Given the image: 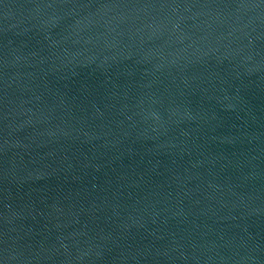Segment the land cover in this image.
Listing matches in <instances>:
<instances>
[{
	"label": "water",
	"instance_id": "obj_1",
	"mask_svg": "<svg viewBox=\"0 0 264 264\" xmlns=\"http://www.w3.org/2000/svg\"><path fill=\"white\" fill-rule=\"evenodd\" d=\"M0 264H264V0H0Z\"/></svg>",
	"mask_w": 264,
	"mask_h": 264
}]
</instances>
